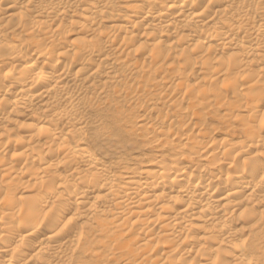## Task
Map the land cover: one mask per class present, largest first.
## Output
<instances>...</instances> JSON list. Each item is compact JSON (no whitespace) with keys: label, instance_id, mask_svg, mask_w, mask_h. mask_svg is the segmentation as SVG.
<instances>
[{"label":"bare ground","instance_id":"1","mask_svg":"<svg viewBox=\"0 0 264 264\" xmlns=\"http://www.w3.org/2000/svg\"><path fill=\"white\" fill-rule=\"evenodd\" d=\"M0 154V264H264V0H0Z\"/></svg>","mask_w":264,"mask_h":264},{"label":"rangeland","instance_id":"2","mask_svg":"<svg viewBox=\"0 0 264 264\" xmlns=\"http://www.w3.org/2000/svg\"><path fill=\"white\" fill-rule=\"evenodd\" d=\"M225 107L220 105L218 106L215 104L214 106H211L205 110L207 115L205 114V121L203 122L204 127L201 134V137L202 138L204 137L203 140H209L212 137L219 139L227 134L224 128L223 120H226L228 118L229 111ZM134 112L137 113V110H135ZM178 115L181 117L183 114L180 113ZM195 122L197 121L195 120ZM232 125L236 126V124L234 123ZM9 128L12 131V134L17 135L19 137L25 136V134L20 129H16L13 125L9 126ZM187 129L185 131L190 133V131H188L189 129L188 130ZM230 130L231 129L229 128V131ZM97 131L98 129L96 128V126L92 123V121H89V123L87 124V136H88L87 141L89 145V150L93 152L95 155H97L98 158H101L102 160L105 161H109L112 157L111 156L112 152H110V148L108 147V145H115V143L112 142L111 140H107V138L95 139L94 133H96ZM227 139L230 140L231 142L240 140L239 136L236 137L233 136L232 134H230L227 137ZM162 142L164 143V141ZM171 145H176V144L172 142ZM17 148L18 147L14 149L16 150ZM0 157H1L0 159L1 161L8 160V155L0 154ZM232 163L236 164L238 162L234 161Z\"/></svg>","mask_w":264,"mask_h":264}]
</instances>
